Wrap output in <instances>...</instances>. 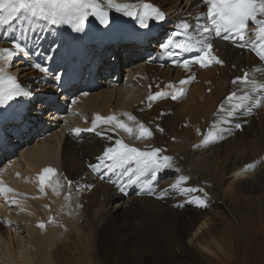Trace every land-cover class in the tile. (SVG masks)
I'll use <instances>...</instances> for the list:
<instances>
[{
    "label": "bare ground",
    "instance_id": "bare-ground-1",
    "mask_svg": "<svg viewBox=\"0 0 264 264\" xmlns=\"http://www.w3.org/2000/svg\"><path fill=\"white\" fill-rule=\"evenodd\" d=\"M145 1L115 0L135 5L138 13ZM152 1L171 17L165 28L177 27L186 20L193 26L189 31L200 35L195 24L196 17L207 11L202 0ZM104 6L107 8L106 2ZM199 22L208 25L206 16ZM40 25L22 42L29 49L27 55H16L7 62L0 59L5 74L16 76L32 92L26 98L38 99L21 122L6 125L7 134H15L16 139L10 142L6 137L0 145L2 157L12 156L0 164V188L13 190L0 193V246L6 247L4 253L0 252V264H172L189 255L198 256L206 264H233L240 258L241 248L246 255L253 236L264 233V107L263 103L258 108L252 104L250 113L233 117L214 111L219 101L236 88L238 96L249 93L264 100V89L253 93L250 84L233 83L248 70L250 81L264 84V64L252 51L213 37V52L223 64L212 63L207 68L190 64L185 69L156 62L146 64V55L140 63L127 64V80L135 79L139 87L133 93L109 82L119 71L107 81L101 72L97 81L100 84L89 96L76 97L78 103L72 108L65 95L58 105L51 101L50 95L56 92L55 80L31 68L33 62H38L61 75L67 67V63L51 62L52 54L48 55L59 45V32L45 22ZM24 26L26 21L17 17L0 28V49L12 47L14 41L10 38H19ZM253 27L251 22L249 35ZM37 36L41 37L38 42ZM66 40L64 37L61 52ZM160 42L148 47L119 39L109 49L114 50L119 69H123L143 49L161 61L156 50ZM41 48L39 58L37 50ZM93 51L99 52L103 60L108 47L91 46L89 53ZM181 80L189 82L181 85ZM175 87L185 89L182 99L174 101L168 96L149 102L150 95L158 91L175 93ZM37 93L44 95L37 97ZM46 100L50 104L45 105ZM112 107L117 109V118L133 129L143 124L153 133L151 138L137 139L136 133L129 135L121 130L124 143L144 151L161 148L165 150L162 155L173 157L174 168L158 174L155 193L169 189L180 176H187L183 187L205 188L209 195H181L170 190L160 199L142 191L139 183L128 186L124 195L109 182V176L117 179L121 170L107 173L101 167L93 171L89 165L96 164L98 156L115 146L117 137L102 124L96 131L87 129L93 127L94 110L108 113ZM203 117L205 122L200 123ZM226 118L231 125L220 126L227 128L243 121L242 130L235 129L219 142L194 147L201 145L206 136L215 135L212 126ZM77 128L82 131L76 133ZM20 138L25 141L22 146ZM45 164L65 169L73 184L68 187L55 179L46 191H41L36 175ZM248 165L255 167L247 170ZM197 197H202L206 206L192 202ZM50 213L55 214L56 222L39 229L36 218L41 215L47 220Z\"/></svg>",
    "mask_w": 264,
    "mask_h": 264
},
{
    "label": "snow or ice",
    "instance_id": "snow-or-ice-1",
    "mask_svg": "<svg viewBox=\"0 0 264 264\" xmlns=\"http://www.w3.org/2000/svg\"><path fill=\"white\" fill-rule=\"evenodd\" d=\"M107 4L105 8L104 4ZM206 7V14L202 13L196 17L197 23L195 30L200 33L197 35L190 33L189 29L193 26L186 20H182L178 28L170 35L160 47L168 55H178V52H173L171 49H177L180 52L192 53L197 55L190 56L187 59L176 61L177 66H183L188 69L191 63H198L202 67H209L212 63L223 64V61L217 57L213 52L212 38H220L225 41L239 43V46L246 47L252 45L253 50H256L257 41L264 49V0H202ZM108 9H115L117 12H122L124 15L132 17L137 20L141 28L147 29L149 27V20L163 22L166 19V14L151 4L143 5V11L137 12L135 5L129 3H116L115 0H0V28L10 25L17 17H22L26 21V26L21 29L19 38L11 37L14 41L12 47L0 49V59L5 62L11 60L16 55H27L29 49L26 44L22 43L29 38V33L36 32L37 27L41 26L40 22H45L49 25H70L76 32H82L85 28L86 21L89 16H95L101 24H107L109 20ZM207 18L211 27L207 24H201L199 21L202 17ZM249 22L254 25L249 35ZM42 27V26H41ZM186 36L184 40H174V37ZM41 37L37 36V42ZM257 55L264 59V50L257 52ZM51 59V57H46ZM45 75H51L55 81H60L61 76L50 73L49 69L42 66L40 63L32 65ZM194 79V77L192 78ZM188 80H181L180 84L188 83ZM243 83L251 85L253 93L258 89H264V84H257L255 81L248 79V73L245 72L243 77H237L233 83ZM184 89L180 88L175 93H165L158 91L148 97L149 102H155L158 99L171 97L176 101L182 99ZM30 97L32 92L25 90L20 86L15 76L5 74L4 66H0V108L10 106L9 102L16 97ZM264 96V93H261ZM226 104L220 106V112L226 113L227 117H233L237 114L243 115L244 112H251V105L255 104L258 108L264 103L259 97H253L249 93L238 96L237 92L233 91L225 98ZM246 102H248L246 104ZM130 120H135V117H129ZM100 122L104 125H113L109 130L115 132L117 129H122L129 135L136 133L137 139L151 138L152 131L139 124L137 129H133L129 124L119 120L115 114L102 117L97 114L93 127L87 131H96ZM243 121L235 123L230 127H222L220 125L229 124L231 121L225 119L219 121L218 124L212 126V131L215 135L206 136L201 145L194 147H204L209 143H216L225 139L227 135H231L235 129L242 130ZM163 132V128H158ZM80 133L82 130L77 128L74 130ZM99 135L106 136L107 139L113 140L112 136H108L106 132H100ZM115 146L108 147L102 155L98 156L96 164H90L89 167L93 171H97L103 167L107 173H115L120 171L117 179H112L109 176V182L115 185L118 190L127 195V187L134 184H141V190L147 191L149 194L158 195V198L163 199L169 194V191L177 192L181 195H187L192 192L203 193L206 197L209 194L204 188H189L183 187L182 182H187L189 177L180 176L178 180L169 186V189L162 190L159 194L154 192V182L158 179V174L166 169L174 168L173 157L162 155L165 151L161 148H154L152 150L144 151L136 147L130 146L121 139L114 140ZM254 165H248L247 170L253 169ZM178 171V169H176ZM56 170L53 168H45L39 176L41 184V191L44 186L55 176ZM103 179V175L101 176ZM71 186L73 181H68ZM92 185H86V188H91ZM11 188H0V193H10ZM198 203L200 206H206L202 197H197L192 201ZM40 228H45L44 223L39 224Z\"/></svg>",
    "mask_w": 264,
    "mask_h": 264
},
{
    "label": "rangeland",
    "instance_id": "rangeland-1",
    "mask_svg": "<svg viewBox=\"0 0 264 264\" xmlns=\"http://www.w3.org/2000/svg\"><path fill=\"white\" fill-rule=\"evenodd\" d=\"M138 60L139 59H135L133 62H136ZM119 85L125 86L126 87L125 90L126 91L131 90L130 91L131 93H133L136 89L139 88L135 84V80L133 81L127 80V79L124 80V78L123 80H121ZM263 115H264V111H263ZM200 122H205V118L203 117ZM179 127L181 128V125ZM5 249H6L5 246L3 245L0 246V252L4 253ZM244 253L245 251H243V249L241 248L238 253L240 255V258L234 261L233 264H245V263L246 264H264V233H261L258 236H253V242L250 245L249 250L247 251L246 255H244ZM172 264H206V263L203 259L198 258V256L189 255L187 259L182 260L181 262L177 261Z\"/></svg>",
    "mask_w": 264,
    "mask_h": 264
}]
</instances>
